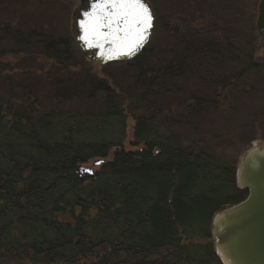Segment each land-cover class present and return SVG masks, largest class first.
Listing matches in <instances>:
<instances>
[{
	"label": "trees",
	"instance_id": "obj_1",
	"mask_svg": "<svg viewBox=\"0 0 264 264\" xmlns=\"http://www.w3.org/2000/svg\"><path fill=\"white\" fill-rule=\"evenodd\" d=\"M229 27L221 42L210 29L175 31L173 49H146L102 78L78 73L44 32L0 21V263L221 264L209 223L248 193L236 186L237 159L202 144L193 129L189 136L178 126L159 133L178 118L169 122L156 107L178 94L187 101L198 67L242 64L220 80L226 86L220 94L229 103L237 98V92L230 98L232 88L248 97L238 83L247 71L264 73V54L259 62L253 31L244 29L246 38L237 25ZM48 60L82 77L45 80L34 66ZM15 68L33 87L21 89L28 83L3 73ZM198 100L190 107L203 111L208 99ZM99 158L104 162L93 175L76 172Z\"/></svg>",
	"mask_w": 264,
	"mask_h": 264
},
{
	"label": "rangeland",
	"instance_id": "obj_2",
	"mask_svg": "<svg viewBox=\"0 0 264 264\" xmlns=\"http://www.w3.org/2000/svg\"><path fill=\"white\" fill-rule=\"evenodd\" d=\"M149 2L152 4L156 20L154 33L148 43L147 49L149 51L173 49L177 46L178 41L173 43L171 38L175 31H177L176 33L178 31L182 33L197 31V33L204 34L203 32L210 29L215 33H211L214 40L221 42L226 38V36L221 35L231 30L229 26L237 25L242 29L241 33L247 35L246 38L249 34L245 31H253L254 34L250 36L254 42L257 60L259 62L263 61L264 46L259 47L260 37L256 28L260 0H149ZM79 3V0H0V21L9 22L11 26L18 29L33 28L44 32L46 34L44 40L54 42L56 50L60 52L59 55L64 58L69 57L67 63L78 69V73L79 70L83 72L91 71L96 76L103 78L107 72L113 73V70H116L115 68L112 69L115 63L118 65L127 60L114 61L105 65H93L86 58H84L83 64L80 60L74 59L79 56L80 52L71 36V14ZM217 26L220 30H217L216 35L215 28L217 29ZM181 34L178 33L179 36ZM209 35L210 33H206V36ZM227 36L230 37L231 35ZM59 38L62 40H59ZM233 38V36L230 37V39ZM237 40L242 44L243 40ZM61 42L63 43L61 44ZM65 42L68 44L63 46ZM5 50H9V48L2 49V51ZM167 55V57H171V54ZM7 58L8 55H6ZM46 63L51 67L48 68L49 65L45 63L36 64L34 67H36L35 71L38 74V71H41L43 78L50 82L56 83L57 80H69L77 75L75 71L73 75L66 70L63 71L61 69L63 67L56 66L53 60H48ZM242 68L243 65L237 63L233 65L226 64L225 67L218 70L210 68L206 71L198 67L194 76L192 75L190 83H187L189 85L188 90L193 88L192 95L188 96L187 101L183 102L178 94L174 100L163 99L157 102L159 105L156 110H162L161 114L167 118H165L166 120L169 119L170 122L172 119L171 122H173L174 118H178L173 126L170 124L168 127L165 125L159 126L158 132L166 133L178 126L179 128L177 127L175 130L189 136L190 131L192 132L193 129L194 137L203 139L202 144L212 146L217 151L216 153L224 158L233 160L231 158L234 156L238 160L242 152L255 139L262 138L264 140L263 72L258 74V72L250 73L247 71L248 74L245 80L238 83L246 88L248 97L243 90L234 91L232 88L230 98L232 99L233 94L236 92L237 98L230 103L222 100L223 96L221 94L226 92V86L222 85L220 80L231 78L234 74L239 73ZM3 73L8 76L19 75L17 78H11L12 83L16 81L28 83L32 80L27 74L19 73L16 68L4 70ZM218 73L219 76L216 78L215 74ZM53 76L57 80L51 78ZM76 77H79V75ZM213 79L219 81L211 82ZM32 84L23 85L21 89L33 87ZM180 84L182 88L185 87V82ZM202 96L206 100L208 99L207 105L202 106L204 110L202 111V108L200 110L191 108L190 106L200 101L198 99H201ZM210 99L219 102L216 107L209 103ZM181 136L183 137L182 134ZM125 148H130V146L127 144ZM0 264L9 263L6 261L3 263L2 261Z\"/></svg>",
	"mask_w": 264,
	"mask_h": 264
},
{
	"label": "water",
	"instance_id": "obj_3",
	"mask_svg": "<svg viewBox=\"0 0 264 264\" xmlns=\"http://www.w3.org/2000/svg\"><path fill=\"white\" fill-rule=\"evenodd\" d=\"M153 26L142 46L132 54L115 43L81 39L85 32L81 22L94 12L98 0H80L72 12L71 34L83 57L93 65H105L114 61L136 57L149 43L155 29V14L148 0ZM256 28L260 37L259 47L264 46V0H260ZM99 158L91 166L78 165L76 172L93 175L94 167L103 163ZM236 186L247 190L246 197L230 206L216 211L209 223L210 243L221 264H264V140L255 139L236 162ZM106 246V245H105ZM22 264V263H19Z\"/></svg>",
	"mask_w": 264,
	"mask_h": 264
},
{
	"label": "snow or ice",
	"instance_id": "obj_4",
	"mask_svg": "<svg viewBox=\"0 0 264 264\" xmlns=\"http://www.w3.org/2000/svg\"><path fill=\"white\" fill-rule=\"evenodd\" d=\"M94 12L81 22V39L115 43L132 54L142 46L153 26V16L144 0H98Z\"/></svg>",
	"mask_w": 264,
	"mask_h": 264
},
{
	"label": "flooded vegetation",
	"instance_id": "obj_5",
	"mask_svg": "<svg viewBox=\"0 0 264 264\" xmlns=\"http://www.w3.org/2000/svg\"><path fill=\"white\" fill-rule=\"evenodd\" d=\"M80 1V0H79ZM68 43L66 42V45H67ZM148 48V45L137 55V56H139L140 54H143L144 52H145V50Z\"/></svg>",
	"mask_w": 264,
	"mask_h": 264
}]
</instances>
